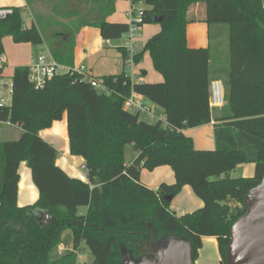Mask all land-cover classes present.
<instances>
[{
  "label": "trees",
  "instance_id": "obj_1",
  "mask_svg": "<svg viewBox=\"0 0 264 264\" xmlns=\"http://www.w3.org/2000/svg\"><path fill=\"white\" fill-rule=\"evenodd\" d=\"M25 1L26 7L7 8L0 18V56L5 55L4 39L10 37L15 44L36 49L46 44L55 60L72 68L81 30L96 28L106 41L121 40L128 32L127 24L109 22L120 0H59L46 12L37 8L41 0ZM130 1L148 7L143 10L144 25L161 26L135 63L149 53L163 83L135 84L124 71L101 78L106 93L69 76H58L36 90L29 67L14 72V101L0 119L23 132L18 140L0 142V264H79L77 253L82 250L91 255V264H123L126 255L138 262L152 245L171 238L190 242L197 264L202 239L208 237L216 238L221 264H227L231 229L246 212V195L264 177V3ZM198 5L204 6L209 26L230 28L229 94L221 116L209 105L211 49L187 45V26L197 21L191 11ZM26 12L33 14L31 27L26 26ZM72 24L77 33L70 31ZM120 50L127 67V52ZM156 88H162L163 96ZM132 92L160 104L165 122L150 123L125 110ZM64 115L71 154L84 160L88 182L72 179L58 167L56 148L40 136ZM213 119L216 148L199 151L184 132ZM128 146L137 154L132 164L125 161ZM21 163L31 168L40 196L25 208L18 206L17 197ZM242 164L255 165V176L232 178ZM165 166L174 172L175 183L149 189L141 170ZM185 186L203 207L178 217L166 197H175ZM44 213L55 220L41 225L38 219ZM66 231H71L70 240L63 238ZM69 242L76 252L59 258V247Z\"/></svg>",
  "mask_w": 264,
  "mask_h": 264
},
{
  "label": "crops",
  "instance_id": "obj_2",
  "mask_svg": "<svg viewBox=\"0 0 264 264\" xmlns=\"http://www.w3.org/2000/svg\"><path fill=\"white\" fill-rule=\"evenodd\" d=\"M48 1V0H45ZM50 4L56 3V1L59 0H50ZM121 1V0H120ZM131 2V1H130ZM27 3L25 0H0V10H5L7 8H22L26 7ZM132 5V2L130 6L127 8L125 7V13L126 17L128 18L127 12L130 10ZM121 7V2H118L116 5V11L118 8ZM115 11V13H116ZM205 9L203 5H198L196 6L192 11V15H194L197 18L196 22L190 23L187 26V45L191 49H203V48H210L211 49V67H210V77H212L213 81H220L224 80L222 75H220V72L222 69H225L226 67L229 68V63L230 61L226 58L224 62V68H222L223 62L220 61L221 58L220 56H225L228 54L230 55V45H229V31L228 28H225L223 26H209L205 20ZM27 14L29 13V16H31V12H26ZM25 17V14H24ZM34 19H31L30 23H27V27H31ZM109 22L115 23V24H120V23H125L128 25V21L123 19L121 16L119 17L118 15L114 14L109 19ZM92 28V27H88ZM88 28H85L86 30H81L80 33L77 35V45H76V53H75V59L72 67H86L88 69V72L90 73L91 76L96 77V78H103L108 75L112 76H118L117 74L114 75L112 72L105 70L108 69L109 67L103 69L101 73L99 72L98 75H94L93 70L94 66L93 65H78L77 64V59L80 56H88L91 48L90 44H94L95 46H100V41L102 42H108L105 39L102 38L101 31L98 29L94 28L97 30L98 34L96 32H92V30H89ZM143 27V32L147 30L148 34H150L149 39L153 37V35L159 33L161 31V26L160 24H153L149 29H144ZM12 39V38H11ZM146 40V42L148 41ZM145 42V44H146ZM112 43V41L110 42ZM144 44V45H145ZM4 46V43H3ZM43 47H46V44L42 45ZM13 52H11L9 55L7 54L6 62H7V69L5 71V75L10 76L11 78L14 75V72L16 68L19 67H30L32 61L35 59L37 56L39 50L34 48L31 44L28 43H23V45H15L12 47ZM47 48V47H46ZM122 48V47H121ZM36 51V55L32 53V50ZM5 50V47H4ZM6 53V50H5ZM123 58V56H122ZM91 62V61H90ZM123 62V61H122ZM123 64V69L125 70L126 66L124 63ZM144 65V64H143ZM141 66V67H140ZM140 67V69L138 68ZM144 67V66H143ZM142 65H136L133 68V74H134V82L135 84L138 83H145L148 85H155V84H161L165 81L163 79V76L159 74L158 72H153V70L147 66L148 70L146 71L143 69ZM154 68V67H153ZM228 70V69H227ZM151 71V77H149V73ZM156 71V70H155ZM226 72V71H225ZM118 73V72H116ZM228 78V77H227ZM224 82V81H223ZM157 91L160 92V95L163 96V90L162 88H156ZM152 93L155 92V90H151ZM227 96H228V92ZM145 103L149 105L151 108L154 109V111L158 112L159 116L165 120L166 119V111H164L163 107L158 104L156 101L152 100L150 97L142 96ZM71 101L77 99L75 97H70L69 98ZM164 99V98H163ZM228 99V98H227ZM222 108V107H221ZM221 108L218 109V116H221ZM66 125H67V115H64V117L55 122L50 128L43 129L41 130L40 136L44 140H46L48 143H50L53 147L56 148L58 155H57V160L56 163L58 167H60L70 178L72 179H80L84 182H88V179L86 177L85 171L83 170V167L85 166L84 160L79 157V156H73L71 154V147H69V135L68 131L66 130ZM215 125L216 121L213 119L210 124H206L205 126L194 128V129H188L184 133L185 135L193 140L194 146L197 150L199 151H211L215 150L216 148V143H215ZM1 126H6L3 124H0V142H9V139H19L22 135L21 129L17 126L14 125H9L7 127H15L18 129V132L15 134H10L5 128H2ZM12 137V138H9ZM9 138V139H7ZM135 156L132 158V161L137 158V154L134 153ZM132 162V163H133ZM129 163V164H132ZM170 169V170H168ZM143 170H141L140 177L142 181L149 187V189L153 191H157L159 186L162 183H166L169 185H173L176 181V177H174V172L170 167H159L153 172L149 173H143ZM241 171V174L245 178H252L255 176V165L253 164H242L239 165L238 168L234 171ZM19 185H18V206L20 208H25L30 205L36 204L39 199V191L38 188L36 187L34 180L32 179V171L31 168L27 163H21V167L19 169ZM232 177V173L230 174ZM164 181V182H163ZM180 193H185L187 196L191 197L194 195L193 199V205H191L190 208H185L186 210H183L182 213L186 212L184 215L181 214L180 216L177 215L178 217H182L188 214H191L195 211H198L202 209L203 207V202L196 196L195 192H193L191 187L185 186L182 188ZM198 208V209H197ZM197 209V210H196ZM82 212H85V209H82ZM203 248L199 252L197 264H209V262L205 261L204 259L200 258V255L202 253L206 252V247L211 244L212 246H217L218 247V241H216V238L214 237H208V238H203ZM218 261L221 260V257L217 251V254L215 255Z\"/></svg>",
  "mask_w": 264,
  "mask_h": 264
},
{
  "label": "built area",
  "instance_id": "obj_3",
  "mask_svg": "<svg viewBox=\"0 0 264 264\" xmlns=\"http://www.w3.org/2000/svg\"><path fill=\"white\" fill-rule=\"evenodd\" d=\"M264 3V0H262ZM9 10H0V18H4ZM128 32H126L122 39L124 44L122 48L127 52V58L125 63L130 66L129 74L130 80L134 82L133 68L136 66L135 57L139 54L138 42L143 39V27H144V14L143 10L140 9L137 4L131 5L130 10L127 12ZM111 41H108L110 43ZM39 52L35 59L32 61L29 69V81L34 85L36 90L43 89L47 84L54 80L58 76H69L70 78H76L84 83L90 84L93 88L99 90L102 93L108 92L105 82L101 78H96L90 75L86 67H72L69 68L65 65L60 64L54 59L49 49L40 46ZM7 69V62L5 55L0 56V115L1 112L8 110L13 104L14 95V83L10 76L5 75ZM127 74V73H126ZM210 100L209 105L212 109H220L227 103V93L225 85L222 80L213 81L210 86ZM125 110L134 114H140V116L147 122L156 124L157 122H165L158 112L154 111L149 105H147L140 94L134 92L131 93L130 97L126 99L124 104ZM1 117V116H0ZM0 124L9 126L12 125L9 121L4 122L0 119ZM87 176L86 167H83ZM62 248H65L62 245Z\"/></svg>",
  "mask_w": 264,
  "mask_h": 264
},
{
  "label": "rangeland",
  "instance_id": "obj_4",
  "mask_svg": "<svg viewBox=\"0 0 264 264\" xmlns=\"http://www.w3.org/2000/svg\"><path fill=\"white\" fill-rule=\"evenodd\" d=\"M50 0L48 1H45V0H41V2L38 4V10L40 11H43V12H46V11H50L52 9H54V7L57 5L58 1H56V3H53V4H50ZM121 7L117 9L116 11V15H118L119 17L121 16L123 19L127 20L128 21V18L126 17V14L125 13V7H129L131 2L130 0H121ZM137 6L142 9V10H146L148 9V7L144 4V3H136ZM33 14L31 13V16H29V13H25V18H26V24L27 23H30L31 19H33L34 17L32 16ZM152 25H144V29H149ZM220 26H223L225 28H228L227 25H220ZM70 31H73V32H76L78 31V27L76 25H71L69 27ZM89 30H92V32H96V34H98L97 30L94 29V28H88ZM230 28H228V31H229ZM83 30H86V29H83ZM150 34H148L147 30L145 31V33L143 32V39L138 42V49H139V52H143L144 51V44L146 42V40H148ZM4 43V47H5V50H6V53H5V57H7V54L9 55L11 52H13V46L17 45L13 42V40L10 38V37H6V39H4L3 41ZM124 44V40L121 38V40H116V41H112V43H108V42H102L100 41V46H95L94 44H90V52L88 54V56H80L78 59H77V64L78 65H93L94 66V70H93V73L94 75H98V73L101 71H103V69L109 67L108 69H105V70H108L110 72H112V74L114 75H121L124 71L127 73V75L129 74V69H130V66H127L125 68V70H122L123 69V54H122V51L120 50L122 45ZM32 50V49H31ZM32 53L34 54V56L36 55V51L32 50ZM221 60L223 62V64L221 65L222 68H224V62L225 59L227 58L229 60V56L228 54L225 56V58L223 56H220ZM91 61V62H90ZM142 65L143 69H145L146 71L148 70L147 69V66L150 67L152 70L154 69L153 68V63L151 61V57H150V54L149 53H145L144 56H143V59L140 63H138V65ZM144 64V65H143ZM137 65V64H136ZM141 67V66H140ZM140 67H138L140 69ZM228 69V70H227ZM226 71V72H225ZM118 72V73H116ZM149 72V70H148ZM156 72L155 69L153 70L152 73ZM228 72H229V68H225V69H222V71L220 72V75H222L221 77H223V81H224V85H225V90L226 92H228V78H227V75H228ZM149 77H151V71L149 73ZM97 97H99L100 95L97 94L96 95ZM2 128H5L9 133V136L10 134H15L18 132V129L15 128V127H7V126H1ZM66 130H67V125H66ZM68 131V130H67ZM9 138H12V137H9ZM7 138V139H9ZM14 140H17V139H9V141H14ZM8 142V141H6ZM135 156L134 154V151H133V148L131 146H128L126 148V152H125V161L129 164V163H132V158ZM170 170V169H168ZM150 171L148 170H143V173H149ZM239 177H243L242 174H241V171H237V172H232V178H235V179H238ZM164 182V181H163ZM194 195L191 197L187 196V194H183V193H179L178 195H176L173 199V201L171 202L170 204V207L169 209L174 213H176V215H181V214H185L186 212L182 213L183 210H186L185 208H190L191 205H193V199H194ZM196 198V197H195ZM198 209V208H197ZM196 209V210H197ZM82 211V210H81ZM188 214V213H187ZM70 237H71V231H66L63 233V238H68L70 240ZM202 250V249H201ZM200 250V251H201ZM83 251V254L81 252L78 251L77 255V261L79 264H91L93 262L92 260V257L89 253L87 252H84L85 250H82ZM199 251V252H200ZM217 251H218V247L217 246H212L211 244H209L207 247H206V252L202 253V255H200V258L204 259L205 261L209 262V264H221V260L218 261L217 258L215 257V255L217 254ZM76 251L74 250V247L73 245L69 242V246L66 247L65 245V248H62V245L59 247V250L57 251V254H58V257L61 258L62 256L68 254V253H75ZM219 253V251H218ZM199 256V254H198Z\"/></svg>",
  "mask_w": 264,
  "mask_h": 264
},
{
  "label": "water",
  "instance_id": "obj_5",
  "mask_svg": "<svg viewBox=\"0 0 264 264\" xmlns=\"http://www.w3.org/2000/svg\"><path fill=\"white\" fill-rule=\"evenodd\" d=\"M156 22L162 18L156 17ZM174 196L166 197L172 202ZM246 212L232 227L231 244L226 249L227 264H264V177L260 184L249 192L244 199ZM55 220L49 213H44L38 221L41 225L50 224ZM153 254L143 256L141 261H134L129 255L124 257L123 264H195L193 248L190 242L171 238L163 244L152 245L149 250Z\"/></svg>",
  "mask_w": 264,
  "mask_h": 264
},
{
  "label": "flooded vegetation",
  "instance_id": "obj_6",
  "mask_svg": "<svg viewBox=\"0 0 264 264\" xmlns=\"http://www.w3.org/2000/svg\"><path fill=\"white\" fill-rule=\"evenodd\" d=\"M146 255H149V256H151L152 258L154 257V255H153V254H149V253H148V254H146ZM146 255H145V256H146Z\"/></svg>",
  "mask_w": 264,
  "mask_h": 264
}]
</instances>
